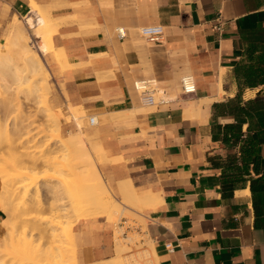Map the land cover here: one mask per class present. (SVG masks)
Here are the masks:
<instances>
[{"label": "crops", "instance_id": "0c3cea01", "mask_svg": "<svg viewBox=\"0 0 264 264\" xmlns=\"http://www.w3.org/2000/svg\"><path fill=\"white\" fill-rule=\"evenodd\" d=\"M35 1L57 21L52 44L68 66L43 57L48 105L64 133L81 131L73 108L96 118L87 133L114 190L157 196L143 216L157 264H264V0ZM29 7L0 0V43ZM148 27L162 28L158 43L139 33ZM137 81L167 103L142 104ZM6 219L0 205V243ZM113 232L103 216L79 220L80 264L111 259Z\"/></svg>", "mask_w": 264, "mask_h": 264}, {"label": "bare ground", "instance_id": "6f19581e", "mask_svg": "<svg viewBox=\"0 0 264 264\" xmlns=\"http://www.w3.org/2000/svg\"><path fill=\"white\" fill-rule=\"evenodd\" d=\"M29 8H31V15H34L36 20H34L33 16L29 15L21 22L18 21L17 23H14L9 31L7 42L5 44L0 43V73L2 75V80L6 82L5 78H7V83L9 82L8 84L11 85V88L18 89L21 88L22 85L28 86L27 94H32L34 100H36L35 103L37 107L43 110L45 114L44 117L46 119V126L42 128L34 126L33 121H28L26 118H19L20 120L22 119V121H14L10 130L7 129L2 122H0V148L2 146L6 147L9 157V161L3 171L4 175L6 174L8 176H5L6 179L9 178V184L6 186L0 185V187L4 188L3 193H6L4 196L7 195V201L12 203L14 201V197L18 193L20 194L21 191L27 193L34 186L37 187V185H40L43 180H46L44 181L46 183H44L43 186L47 189V192L50 195V202L48 200L49 203H45L47 201L43 202L37 199V193H35L33 197L31 196L32 198L27 196L30 199L28 198L26 205V202L24 201V205L26 206L24 207L30 211L29 209L31 208H42L44 205H47L49 210L52 212L51 217H49V220H46V218L39 219L38 217L36 218L32 215L29 216L30 214L28 215L26 212L27 217H29L30 220L34 219V222L31 221L30 225L32 223L35 225V221L37 220H42V224L44 225L39 224L41 222H37L41 228L36 224L35 226L31 225L34 228L33 230L21 227V231L22 233L24 232V236H26L25 232L28 231L29 233L32 231H34V233L37 232L39 236L40 234L42 236L38 238H41L42 241L44 238H46V240L48 238L49 241L47 242L46 247L44 245L45 249H43L42 243V246L36 245V247H34L32 244V241H34L33 239L32 241L26 240L28 239V235L21 243L19 236L15 237L16 239H13L14 237L12 238L15 234L19 235V230L11 231L12 233L16 231V233H11L12 236L9 237L7 231L11 229V225L10 227L5 226V232L8 234L6 238H9L10 241L7 239L4 240H7L9 244V242H13V240L16 241L18 239L16 241L18 245L14 246L11 253L8 250L10 245L7 246V251L3 256L5 260L4 258L3 260H0V264H6L4 261H7L9 258V262L14 261L16 264H77L76 258H73L74 255L69 258V254L65 255L64 252L61 251L65 248L61 246L62 243H65L66 246L68 244H72L75 247L72 230L75 222L98 216L113 219L112 216H114V213L120 212V210L122 211V206L125 207L127 204H136L137 207L139 204L144 206L145 209L156 207L158 200L157 196L150 193V191L139 192L130 182H123L118 183L115 188L116 194L121 198L120 207L114 211L110 209L106 197L109 194H113L110 187L105 183L102 175L100 174L101 172L99 173L98 171V167H100L98 164L103 161L104 156L102 149L90 147L86 143L84 137L80 134L69 133L67 137H63L59 113L52 110L48 105L50 88L48 82L50 74L44 63L43 57L45 55L52 54L60 66L63 67V65L66 64V62H64L62 52L60 50H56L52 44V35L56 31L58 23L52 18L50 11L43 7V5L41 6L38 4L36 1L30 0ZM25 27L32 29V36L38 40L37 44H35L33 40L27 36V29ZM60 62H64V64L62 63L61 65ZM67 67L68 66H65L63 69ZM71 110L76 126L85 122L83 121L84 115H79L82 113V110L77 108H73ZM2 111L6 117H9L10 114L13 113L12 104L8 101H4L2 104ZM2 118H4V116H2ZM80 126L81 125H79V128ZM78 131L80 130L78 129ZM22 156H26L28 160L25 157L24 159L31 163V169L26 166L20 167L22 165L21 160H24L21 159L23 158ZM96 159H98V162ZM105 161L107 162L109 160L105 159ZM38 164L41 165L44 171L40 175L35 176L33 170L38 167L36 166ZM26 165H28V163H26ZM2 179L3 178H1L0 183L2 182ZM4 180L5 179H3V182ZM52 181L57 182L56 186L51 184ZM53 187H55V189H53ZM1 192L2 189L0 190V193ZM58 203L63 208H60L57 205ZM24 210L21 212L25 214ZM19 214L20 212L17 215H14V217L16 216L18 220H20L18 216H21V214ZM16 218L15 220H17ZM20 218H24V216L22 215ZM70 218H73V220L64 221V219ZM27 219L28 218H26V220ZM17 223H15V226H12V229L13 227H16L15 229H17V227L20 226L19 223L18 225ZM6 227H9L7 231ZM23 228L25 231H23ZM3 238H5V236H3ZM46 240H44L43 243H45ZM38 241L35 240L36 243ZM63 241H66L67 243ZM16 242L12 243V245L16 244ZM0 247L6 248V245L1 246L0 244ZM15 247H17V250ZM39 247H42V249ZM18 248L20 250H18ZM39 249L43 251L40 252ZM0 250L3 249L1 248ZM17 251L18 253L21 252L18 256H16ZM8 252L10 254H7ZM12 254L16 256V260L15 258L13 260ZM6 255L8 258L5 257ZM95 264L122 263L119 259L112 258Z\"/></svg>", "mask_w": 264, "mask_h": 264}, {"label": "rangeland", "instance_id": "374dc122", "mask_svg": "<svg viewBox=\"0 0 264 264\" xmlns=\"http://www.w3.org/2000/svg\"><path fill=\"white\" fill-rule=\"evenodd\" d=\"M17 22H15V23H17ZM12 26H13V24H12ZM12 26H11V28H12ZM25 28L27 29V36L30 39H32L35 44H37L38 40H36L32 36V29L27 28V27H25ZM6 42H7V40L3 41L1 44H5ZM5 79H6V82L4 80H2V75L0 73V84H1L0 85V122H2L7 127V129H10V130H11L12 123L14 121L15 122H19V120H20L19 118H22V119L26 118L28 121H33L34 126H38V127H41V128L45 127L46 126L45 125L46 119L44 117L45 114H44L42 109H39L37 107V105L35 103L36 100H34L33 95L32 94H30V95L27 94L28 93L27 92V90H28L27 87L28 86L22 85L21 88H18V89L11 88V85L8 84L9 82L7 83V78H5ZM5 86H7V87H5ZM8 86H9V88H8ZM4 101H8L9 103L12 104V107H13V113L10 114L9 117L8 116L6 117L4 115V112L2 111V104L4 103ZM79 115L82 116L83 113H80ZM2 116H4V118H2ZM84 116H83V118H84L83 121H85V122L82 123V124H79V125H81L80 126L81 131L76 133V134H80L81 136H83L87 140V142L89 143L90 147H92V144H91V141H90V136L87 133V130L90 129V127H91L90 124H89V118L92 117V116H86L85 114H84ZM22 119L20 121H22ZM25 123H27V122H25ZM25 123H23V124H25ZM68 135H69V133L62 132V136L63 137H67ZM0 149H1L0 172L2 173L4 171V167L7 165V162L9 161V157H8V154H7L8 150H6V147L2 146ZM5 155H6V157H5ZM22 157L23 158H21V159H24V157L26 158V156H22ZM26 159L21 160L22 161L21 162L22 165L20 167L26 166V167L30 168L32 166V165H30L31 163H29V161H27L28 159L27 160ZM96 160L98 162V159H96ZM23 161H25V162H23ZM26 163H28V165H26ZM36 166H38V167H36ZM36 166L35 167L37 169L36 168L35 169L37 171L35 169L33 170V173H34L35 176L40 175L44 171V169L41 167V165L38 164ZM23 168H25V167H23ZM1 173H0V181H1V178L5 179L7 181L4 180V182H3V179H2V182L0 183V185L1 186H6V185L9 184V180H8L9 178L6 179L5 176H7V175L6 174L4 175V172H3L2 173L3 176H2ZM44 181H46V180H43L40 185H37V187L34 186L27 193H24L22 191H21L20 194L18 193L14 197V201L12 203L7 201L8 200V198L6 197L7 195L4 196V194H6V193H3V189L4 188L0 187V190L2 189V192L0 193V205H1V207L3 208V210L7 214V219L5 221H3L2 224H3V228L5 226H9L10 227V225H11V229H9V231H7L9 227H6V231L8 232L9 237L12 236V234L16 233L17 230H19L18 231V233L20 232L19 235L15 234L14 236H12V238L14 237L13 239H16L15 237L19 236V240H21V243H22V241H24V239H26V236L32 234V232H33V234L30 235L32 237L27 236L28 239H26V240H31L32 241V239H33L34 241H32L33 242L32 244L34 245V247H36V245H38V246L41 245L42 246V244H43V249H45V247L47 246V242L49 241L48 238H47V240H46V238H44V240H46V242L43 243L44 240L42 241L41 238H38V237L41 236V234L39 236L37 234V232L34 233V231L31 232V230H30L31 233H29V231H28L29 228L33 230L34 228L32 226H35L37 224V222L38 223L41 222L39 224H42L43 221L42 220H37V221H35L36 224L33 225L34 223H32L31 224L32 226H31L30 223H31V221L34 222V219L30 220V218L27 217L26 212L28 213V215L30 214L29 216L32 215L33 217H36V218L38 217L39 219H42V218L45 219L46 218V220L50 219L49 217H51L52 212L49 210V207L47 205H46L47 207L44 205V207H42V208H40V207L39 208L38 207L31 208V209H29L30 211H28V209L25 208L26 207L25 205L27 204L28 198L29 197L32 198L35 193H37V197H36L37 199H39V200H41L43 202L47 201L45 203H49L50 202V195L47 192V189H45L44 186H43V184L46 183ZM104 181L110 187V189L112 191L113 195L109 194L106 198H107L108 206L110 207L111 210L114 211L118 207H120L121 198L116 194V192H115L114 188L111 186V184L105 179H104ZM51 184L56 186L57 182L56 181H52ZM53 189H55V187H53ZM27 196H29V197H27ZM48 200H49V202H48ZM9 201H11V200H9ZM24 201L26 202L25 205H24ZM57 205L60 208H63L61 205H59V203ZM121 209H122V211L120 210V212L114 213V216H112L113 219H107V217H105L106 220H107V223L114 227V232H113L114 251H113V255L111 256V259H112V257H114L116 259H119L122 264H157V259H156V255H155V252H154V249H153V245H152V243L150 241H148L147 237L145 236L146 222H145L143 216L146 214V212H147V210L149 208H145L144 209V206L139 205V204L137 205V207H136V204H131V205L127 204V206H125V207L122 206ZM23 210H24L25 214L21 212ZM19 212H20L21 216L22 215L24 216V218H20L21 216H18L20 220H18L16 218V216L14 217V215H17ZM14 213H16V214H14ZM25 217L28 218L30 221L28 219H27L28 220L27 221ZM98 217H100V216H98ZM15 218L17 220H15ZM67 220L72 221L73 218L72 219L71 218L70 219H64V221H67ZM17 221H18L20 226H18L17 229H15L16 227H13V229H12V226H15V223H17ZM77 222H75L73 225H75ZM10 223H12V224H10ZM18 223H17V225H18ZM39 224H37V225H39ZM42 225H44V224H42ZM21 227H25L26 229H28V230H26L28 232H25L26 236H24V232L22 233V231H21L22 228ZM39 227L41 228L40 225H39ZM73 228H74V226H73ZM73 228H72V230H73ZM4 230H5V228H4ZM13 230H16V231L14 233H12L11 231H13ZM23 231H25L24 228H23ZM8 234L6 232L4 233L5 238H2V240L4 242L1 240L2 243H0L1 246L6 245V248L5 247H0V249L1 248L3 249V250H0V260H3V258H4L3 256L5 255L4 253L7 251V246L10 245L9 246L10 248L8 250L11 253V251L14 248V246L18 245L17 242H16L18 239L15 241V240H13L11 238L10 239L13 240V242L12 241L11 242L12 243L16 242V244L12 245L11 242H9V244H8L7 240H9V238H6L8 236ZM20 234H21V236H20ZM36 235H37V237H36ZM22 238H23V240H22ZM73 238H74V235H73ZM4 239H7V240L5 241ZM38 239H39L40 242L38 241ZM35 240H37L38 242L36 243ZM63 242H66V241H63ZM75 242H76L75 247L72 244H68L66 246L65 243H62L61 246L65 247V248H63L61 251L64 252L65 255L69 254L68 255V256H70L69 258H71V256L74 255L73 258L75 257L76 260H77V263L80 264V262H79V260L77 258L78 257L77 256L78 255V253H77V249H78V243L77 242L78 241H77L76 235H75ZM44 245H45V247H44ZM18 247H21V246H18ZM15 248L17 250V247H15ZM39 248L42 249V247H39ZM18 250H20V249L18 248ZM1 251H3V252H1ZM21 251H23V250H21ZM24 251H25V248H24ZM41 251H43V250H40V252ZM14 252H16V251H14ZM10 253L8 252L7 254H10ZM20 253H18V251H17V255L16 256L20 255ZM16 256H14V254H12L13 260H14V258L16 260ZM5 257L8 258L7 255ZM4 260H5V258H4ZM9 260H10V258L7 259V261H4V262H6V264H16L14 261H12V262L10 261L9 262ZM1 263H3V262H1Z\"/></svg>", "mask_w": 264, "mask_h": 264}, {"label": "built area", "instance_id": "2783aa9c", "mask_svg": "<svg viewBox=\"0 0 264 264\" xmlns=\"http://www.w3.org/2000/svg\"><path fill=\"white\" fill-rule=\"evenodd\" d=\"M161 27H148L139 30V33L147 39L149 43H158L162 36ZM117 35L120 39L125 37L124 29L118 28ZM181 91L184 95H190L194 93V79L191 74H185L180 78ZM133 88L137 95L139 96L142 104L145 106H155L157 104H166L167 101L164 100L163 92H159L156 89L155 83L153 81H137L133 83ZM159 94V96H157ZM90 126L96 124V119L94 117L89 118ZM168 250L171 249L167 246Z\"/></svg>", "mask_w": 264, "mask_h": 264}, {"label": "trees", "instance_id": "16d2710c", "mask_svg": "<svg viewBox=\"0 0 264 264\" xmlns=\"http://www.w3.org/2000/svg\"><path fill=\"white\" fill-rule=\"evenodd\" d=\"M254 183V182H253ZM253 183H251V192H253L254 193V189H253Z\"/></svg>", "mask_w": 264, "mask_h": 264}]
</instances>
